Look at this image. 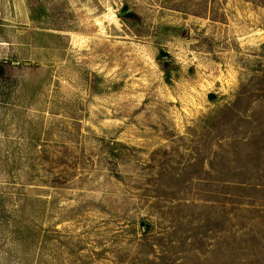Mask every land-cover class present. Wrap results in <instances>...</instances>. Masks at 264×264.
Wrapping results in <instances>:
<instances>
[{
  "label": "rangeland",
  "instance_id": "1",
  "mask_svg": "<svg viewBox=\"0 0 264 264\" xmlns=\"http://www.w3.org/2000/svg\"><path fill=\"white\" fill-rule=\"evenodd\" d=\"M0 264H264V0H0Z\"/></svg>",
  "mask_w": 264,
  "mask_h": 264
}]
</instances>
